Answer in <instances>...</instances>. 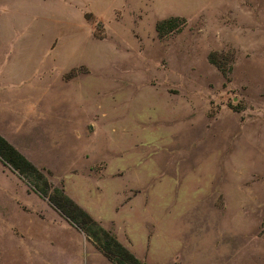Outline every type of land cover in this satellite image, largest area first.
Masks as SVG:
<instances>
[{
    "label": "rangeland",
    "instance_id": "374dc122",
    "mask_svg": "<svg viewBox=\"0 0 264 264\" xmlns=\"http://www.w3.org/2000/svg\"><path fill=\"white\" fill-rule=\"evenodd\" d=\"M66 60L108 116L89 178L52 126ZM0 136L144 264H264V0H0ZM31 194L0 161V264H61Z\"/></svg>",
    "mask_w": 264,
    "mask_h": 264
},
{
    "label": "crops",
    "instance_id": "0c3cea01",
    "mask_svg": "<svg viewBox=\"0 0 264 264\" xmlns=\"http://www.w3.org/2000/svg\"><path fill=\"white\" fill-rule=\"evenodd\" d=\"M61 62L62 63L59 64H61V66H63L64 68V70L62 69V73L59 78L60 83H62L61 90H63L64 98L68 100L63 106H56L55 113L58 114L60 120L52 126L59 131L61 137L67 138L65 139L66 141H63L64 144H66L67 146H72L71 152L74 156H76L75 158H77V160L82 163L81 172L83 173H80L78 177L89 178L90 176H88L87 173L91 172V167L95 164V162L99 161L100 158H102L100 156L107 151L108 147L105 145L106 143L101 144V151L99 150L100 152L94 153L96 154V157L94 159V154L91 153L90 147H86L85 145L93 142L95 137L98 136L99 132L102 133L101 128H103L104 123L107 122L108 116H105V113H103L101 119H98L95 113L90 111V108L87 105L81 104L86 97L85 91L82 89L80 90L79 88H76V90H74V88L77 87H74V85H76L78 79L88 75L90 72L87 74H75L71 78H66L67 73L71 72L75 66H73L74 64L70 63L69 60ZM81 91L83 93H80ZM78 98L80 100L79 103ZM31 111L32 109L30 110V112ZM110 128H112V126L109 123V130ZM11 144L19 152H22V150L15 144ZM67 148L69 149V147ZM118 158L122 159L121 156H119ZM124 158L126 159V157ZM84 160L86 162H84L83 164L82 161ZM119 169L123 168L120 167ZM124 171L130 173V176L134 178H142L145 173L144 168L137 165H135L132 169ZM125 174L126 173H124V175ZM107 175L110 176L111 173L108 172ZM80 190L83 192L85 191L81 187ZM109 194L118 195L116 194V192H111ZM31 195H34L38 198L37 204L39 206L33 208L28 207L22 203H16L17 211L19 213H22L23 215H26L33 224L39 227L40 236L42 238L41 246L46 249V252L49 251V248L56 247L60 252V257H62L60 260L61 264H112L93 246L90 241L87 240V238L83 234L79 233L73 227H71L45 201L41 200L35 194ZM73 200L75 201L74 198ZM77 204L80 205L89 215H91V217L99 221L103 228L113 234L115 238L120 242L116 232L111 228L112 223H107L104 220V217L99 215L98 209L95 211L96 213H91V211H89L87 207L81 205V203L77 202ZM48 207L52 209L50 210V213L52 214L47 215V209L49 210ZM129 222H131V226L134 227V224H136L138 221L134 217ZM107 224H109V226H107ZM12 226L15 227L16 232L12 235L10 233V236H13V240L15 241V239L19 237L21 238L23 235L19 231L17 225L12 224ZM43 238L45 239V243L43 242ZM120 243L123 245L122 242Z\"/></svg>",
    "mask_w": 264,
    "mask_h": 264
},
{
    "label": "trees",
    "instance_id": "16d2710c",
    "mask_svg": "<svg viewBox=\"0 0 264 264\" xmlns=\"http://www.w3.org/2000/svg\"><path fill=\"white\" fill-rule=\"evenodd\" d=\"M174 21V19H170L158 24L156 26L158 34H162L164 28L167 29V27L168 30H172L175 27ZM209 62L216 66L214 60L209 58ZM216 67L218 68V66ZM71 73L66 78L75 75L73 72ZM0 161L15 172L33 193L45 200L71 227L83 234L110 263L144 264L113 234L105 230L99 222L69 198L63 188L52 185L42 171L36 168L2 136H0Z\"/></svg>",
    "mask_w": 264,
    "mask_h": 264
}]
</instances>
